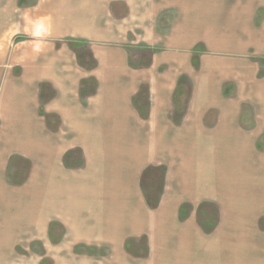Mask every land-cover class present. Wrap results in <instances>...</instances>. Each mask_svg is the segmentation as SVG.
Instances as JSON below:
<instances>
[{"label":"crops","instance_id":"0c3cea01","mask_svg":"<svg viewBox=\"0 0 264 264\" xmlns=\"http://www.w3.org/2000/svg\"><path fill=\"white\" fill-rule=\"evenodd\" d=\"M5 37L0 264H264V0H0Z\"/></svg>","mask_w":264,"mask_h":264},{"label":"rangeland","instance_id":"374dc122","mask_svg":"<svg viewBox=\"0 0 264 264\" xmlns=\"http://www.w3.org/2000/svg\"><path fill=\"white\" fill-rule=\"evenodd\" d=\"M22 39L24 40V38H22ZM22 39L21 38H13V37H5L3 39V41L0 42L2 44V47L4 46V48H7L6 49V52L4 54L5 61H9V59H10L9 55L11 54V52L14 53L16 50H18V51H26L27 50L26 48H12L13 47V44L21 41ZM25 54L26 53L23 52V55H25ZM77 156H76V158H77ZM77 160H79V159L77 158ZM81 164L82 163H79L78 166H80ZM26 169H27V166H24V170L21 171L22 176H23L22 180L15 181V182H17L18 184H24L26 182L25 177H26V175L29 174V170H26ZM12 183H14V181H12ZM39 251H40V255L43 256V259H42V261H40V264H51L50 263V260L48 262L45 261V258H46V256H45L46 255V249L40 248ZM75 251H77V252H83V250L80 247H78L77 249L75 248Z\"/></svg>","mask_w":264,"mask_h":264}]
</instances>
